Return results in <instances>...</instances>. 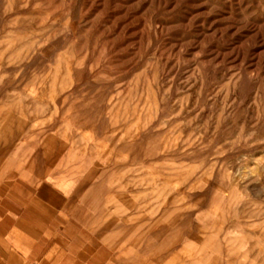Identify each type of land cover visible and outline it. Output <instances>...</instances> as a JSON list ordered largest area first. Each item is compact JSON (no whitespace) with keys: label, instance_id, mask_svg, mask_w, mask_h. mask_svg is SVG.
<instances>
[{"label":"rangeland","instance_id":"374dc122","mask_svg":"<svg viewBox=\"0 0 264 264\" xmlns=\"http://www.w3.org/2000/svg\"><path fill=\"white\" fill-rule=\"evenodd\" d=\"M14 227L31 264H264V0H0Z\"/></svg>","mask_w":264,"mask_h":264},{"label":"crops","instance_id":"0c3cea01","mask_svg":"<svg viewBox=\"0 0 264 264\" xmlns=\"http://www.w3.org/2000/svg\"><path fill=\"white\" fill-rule=\"evenodd\" d=\"M42 204L36 201H31V204ZM43 205V204H42ZM18 228H13L9 233V238L2 243L4 239V234L0 233V264H31V261L28 259V249L26 245H20ZM11 239L15 240L17 245L11 243ZM31 252V251H29ZM38 255L37 252H32L33 258H36ZM31 256V257H32Z\"/></svg>","mask_w":264,"mask_h":264},{"label":"bare ground","instance_id":"6f19581e","mask_svg":"<svg viewBox=\"0 0 264 264\" xmlns=\"http://www.w3.org/2000/svg\"><path fill=\"white\" fill-rule=\"evenodd\" d=\"M9 165H10V164H9ZM5 169H6V168H5ZM11 171H12V170H11ZM1 172H2V171H1ZM9 172H10V171H9ZM12 172H13V171H12ZM12 172H11V173H12ZM14 178H15V177H14ZM14 178H13V179H14ZM69 205H70V204H69Z\"/></svg>","mask_w":264,"mask_h":264}]
</instances>
